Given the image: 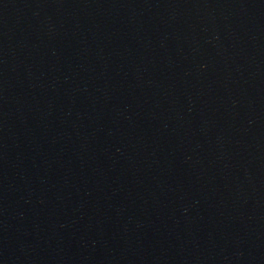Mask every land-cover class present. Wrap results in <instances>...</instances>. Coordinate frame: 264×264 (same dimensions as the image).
I'll return each mask as SVG.
<instances>
[{
  "label": "water",
  "instance_id": "95a60500",
  "mask_svg": "<svg viewBox=\"0 0 264 264\" xmlns=\"http://www.w3.org/2000/svg\"><path fill=\"white\" fill-rule=\"evenodd\" d=\"M0 264H264V0H0Z\"/></svg>",
  "mask_w": 264,
  "mask_h": 264
}]
</instances>
